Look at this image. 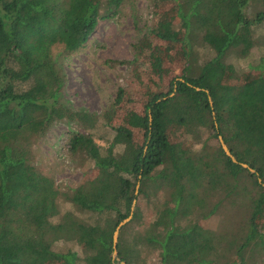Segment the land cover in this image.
<instances>
[{
	"label": "trees",
	"instance_id": "16d2710c",
	"mask_svg": "<svg viewBox=\"0 0 264 264\" xmlns=\"http://www.w3.org/2000/svg\"><path fill=\"white\" fill-rule=\"evenodd\" d=\"M122 1L0 0V264H148L140 261L145 248L158 252V264H220L213 257L215 233L198 220L181 223L195 213L203 219L214 214L222 199L212 204L207 199L217 192L249 199V231L239 257L245 247L264 241V222L259 223L264 217V73H243L233 81L224 60L230 51L245 57L255 46L264 48V8L249 18L246 9L254 0H167L172 15L156 14L151 33L163 42L159 49L167 48L165 42L178 44V75L170 77L165 91L151 90L153 81L143 83L141 110L127 109L118 124L108 117L105 125L114 134L102 147L91 131L98 115L61 101L65 78L52 49L61 46L67 54L82 49L108 15L102 6L110 11ZM144 41L137 67L149 61L150 75H168L161 49L147 51ZM197 45L214 52L201 65ZM166 58L176 63L172 54ZM257 63L264 71V55ZM124 93L120 88L114 100L118 110L126 104ZM63 119L81 126L68 134L69 151L93 163L68 192L32 163L31 149L35 137ZM203 128L223 138L236 162L220 144L210 147L208 138L193 149ZM160 190L166 199L153 221L131 233V223L143 224L135 207L120 229L113 258L117 224L129 216L138 195L150 198ZM61 200L89 219L61 212ZM59 241L73 242L82 253L55 249Z\"/></svg>",
	"mask_w": 264,
	"mask_h": 264
},
{
	"label": "rangeland",
	"instance_id": "374dc122",
	"mask_svg": "<svg viewBox=\"0 0 264 264\" xmlns=\"http://www.w3.org/2000/svg\"><path fill=\"white\" fill-rule=\"evenodd\" d=\"M261 8H264V0H254L247 7L246 14L249 18H253L256 11ZM101 13L108 15L99 19L93 34L82 49L67 54L63 52L61 46H55L52 49V54L65 78L61 101L73 110H85L98 115V123L91 131L95 142L106 147L114 134L105 125L106 121L108 122V117L111 116L110 123L118 124L123 122L128 113L127 109H129L128 111H140L143 96L146 93L143 83L149 84L150 81H153L149 84L151 90L165 91L169 87L170 77L178 75L181 67L178 66V55H180L178 44L165 42L167 48H160V50L159 46L163 42H159L156 36L151 33L156 14L161 13L168 17L172 15L171 4L167 0H123L118 7L112 8L110 11L106 6H102ZM175 22L177 23V20ZM178 29V25H176L174 31L178 32ZM143 39L148 45L147 51L158 52L159 49L162 52L164 67L170 70L168 75L163 74L158 79L155 78V74L150 75L152 67L149 61L148 65H144L146 67H137V62L140 61L138 46ZM149 43H151L150 46ZM146 48L147 46H145V50ZM195 51V58L200 65L205 59L214 55L212 50L203 45H197ZM167 53L173 55L176 63L169 62L166 58ZM262 55H264V48L256 46L245 57H238L231 51L227 52L224 60L231 67L233 81H236L235 77H242L243 73H248L249 76L262 75L264 73L262 67L256 66ZM137 57L139 60L135 62ZM147 70L149 71L147 72ZM151 77L153 79L149 80ZM120 88L125 91L126 104L121 110H118L116 106H113V103ZM80 127L76 122H69L67 119L56 121L44 135L35 137L31 145L32 163L52 177L62 192H68L77 187L85 179V174L93 165L92 161L81 152L71 153L69 151L68 134ZM174 135H177L178 138V132H175ZM200 135L201 142L193 144L195 150H198L202 141L207 138L209 139L208 145L212 148L220 144L219 136L214 137L210 129H201ZM188 143L192 146L190 142ZM116 150L120 151L121 147L118 146ZM218 198L222 199V202L214 214L203 219L199 213H195L188 219H184L181 222L182 225L198 220L205 229L215 233L214 244L217 250L213 257H215L214 261H218L220 264H239L241 260L243 264H264V241L245 247L243 256L239 257L238 255L239 247L249 231V208L247 207L249 199L242 197L232 199L226 197L222 192H217L211 194L207 200L209 204H212ZM165 199L166 194L162 190L155 196L151 195L150 198L138 195L135 207L139 208L141 212L143 224L133 222L128 230L133 233L136 229L151 223L155 218L158 205ZM59 206L61 212L70 210L82 220L89 219L88 214L79 212L69 202L61 200ZM263 222L264 217L259 220L260 224ZM54 248L62 251L72 248L82 253L80 247L73 242L59 241L54 245ZM140 261L158 264V252L145 248L140 254ZM117 264H122V261Z\"/></svg>",
	"mask_w": 264,
	"mask_h": 264
},
{
	"label": "water",
	"instance_id": "95a60500",
	"mask_svg": "<svg viewBox=\"0 0 264 264\" xmlns=\"http://www.w3.org/2000/svg\"><path fill=\"white\" fill-rule=\"evenodd\" d=\"M172 95V94H171ZM209 101H210V104H212V98L209 97ZM213 116H214V113H213ZM219 139H220V144H221V147L223 149V151L225 152V154L230 157L232 159V161L236 162V159L235 157L231 154L229 148L227 147V145L225 144V142L223 141V138L221 136H219ZM241 165L245 168H249L248 165L246 163H241ZM249 170L251 172H253L254 170L252 168H249ZM138 188H139V182H137V185H136V190H135V194L137 193L138 191ZM134 207H135V200L133 201L132 203V206H131V210H130V214L128 217L124 218L123 220H121L115 230H114V233H113V238H112V247H113V253H112V257L113 258H116L117 256V241H118V236L120 234V229L128 222L131 220L132 216H133V211H134ZM122 264H125V262L122 261Z\"/></svg>",
	"mask_w": 264,
	"mask_h": 264
}]
</instances>
